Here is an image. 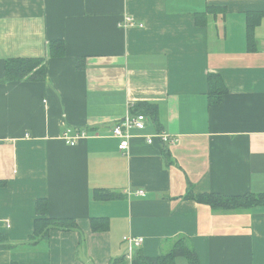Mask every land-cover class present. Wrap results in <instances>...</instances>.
<instances>
[{
	"label": "crops",
	"instance_id": "1",
	"mask_svg": "<svg viewBox=\"0 0 264 264\" xmlns=\"http://www.w3.org/2000/svg\"><path fill=\"white\" fill-rule=\"evenodd\" d=\"M14 59H43L46 81H3ZM209 74L227 88L212 106ZM139 102L157 122L143 116L119 152L112 128ZM67 129L86 136L68 145ZM158 133L178 142L148 144ZM188 190L264 194V0H0V264H137L128 236L145 257L185 237L199 264H264V205L214 210ZM39 199L81 244L75 231L31 244Z\"/></svg>",
	"mask_w": 264,
	"mask_h": 264
},
{
	"label": "trees",
	"instance_id": "2",
	"mask_svg": "<svg viewBox=\"0 0 264 264\" xmlns=\"http://www.w3.org/2000/svg\"><path fill=\"white\" fill-rule=\"evenodd\" d=\"M219 10L215 7H210L206 12L201 13L203 16L205 13L215 14ZM259 22V14L257 17L247 21L246 36L249 45L254 42V27ZM47 53L51 58H60L65 55V46L62 41H51L47 45ZM43 59H14L7 60L5 62V82H21V81H46L45 69L43 66ZM77 69L82 68V60H77ZM208 105H217L221 102L222 97L227 93V88L219 75H208ZM133 115H142L151 119L154 123L157 122V106L139 102L134 105L132 109ZM95 197L98 199L111 198L108 194H103L97 190ZM184 200H191L198 204H204L211 207L214 210L233 211L239 209H250L257 206L264 205V194H247L236 197H223L219 195L206 194L197 195L192 190H188L185 195L181 197ZM36 219L34 220L33 234L31 238V244H35L39 240H45L49 237L51 231L61 232H78L79 241L82 242V233L77 226L76 222L72 219H51L48 218V202L45 199H39L36 202ZM96 221L91 222L93 231H98V225ZM138 251V250H137ZM135 252L133 258L137 264H175L178 257H183L187 260V264H199L197 255L188 239L185 237H179L174 241L171 250L162 254L159 257H145L140 252ZM14 264V263H13Z\"/></svg>",
	"mask_w": 264,
	"mask_h": 264
},
{
	"label": "built area",
	"instance_id": "3",
	"mask_svg": "<svg viewBox=\"0 0 264 264\" xmlns=\"http://www.w3.org/2000/svg\"><path fill=\"white\" fill-rule=\"evenodd\" d=\"M127 26L132 25L130 20H126ZM145 125V118L143 116H135L130 111L122 118V120L112 128V135L119 139L118 151L125 152L129 147L130 130L132 129H142ZM70 130H65L63 133V139L68 145H75L78 140L85 138L86 134L84 131L78 130L75 132L73 137H70ZM148 144H153L154 142H159L160 144L174 145L178 142L176 137L168 136L164 133H158L154 136L146 137ZM138 196H143L144 192H136ZM124 242L127 244V255L126 259L130 260L134 253L141 248L143 245V239L138 237H125Z\"/></svg>",
	"mask_w": 264,
	"mask_h": 264
}]
</instances>
